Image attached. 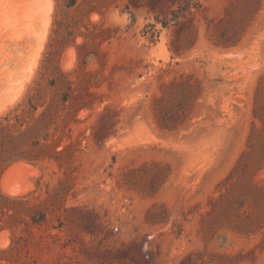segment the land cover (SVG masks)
<instances>
[{
  "label": "rangeland",
  "instance_id": "obj_1",
  "mask_svg": "<svg viewBox=\"0 0 264 264\" xmlns=\"http://www.w3.org/2000/svg\"><path fill=\"white\" fill-rule=\"evenodd\" d=\"M36 1L34 20L30 15L8 35L26 30L41 55L0 114L24 96L48 50L54 0L47 11ZM233 1H193L199 6L166 27L165 8L177 10L181 0H164L158 9L157 0H108L103 15L88 18V25L109 27L111 36L99 45L101 54L82 66L92 72V102L72 124L66 166L47 159L27 163L37 172L20 196L29 205L45 201L46 219L18 223L15 243L12 231L1 229L0 264H264V127L254 116L264 80V0L235 45H215L210 27ZM234 10L237 21L245 12L242 2ZM45 12L51 14L42 23ZM7 46L10 58L13 47ZM32 50L30 44L14 74H1L0 103L7 102L8 80L25 79ZM58 65L77 80L75 46L61 51ZM181 77L199 81L200 94L181 125L162 129L154 97ZM259 100L264 104L263 93ZM244 151L248 155L238 164ZM2 176L0 192L9 195ZM59 187L64 191L54 202Z\"/></svg>",
  "mask_w": 264,
  "mask_h": 264
},
{
  "label": "trees",
  "instance_id": "obj_2",
  "mask_svg": "<svg viewBox=\"0 0 264 264\" xmlns=\"http://www.w3.org/2000/svg\"><path fill=\"white\" fill-rule=\"evenodd\" d=\"M157 1L154 7L158 9L164 0ZM193 1L198 0H181L177 10L166 7L162 25L166 27L169 22L177 23L179 16L191 5L199 6V2L192 4ZM241 2L245 12L236 21L234 9ZM258 5V0L230 2L224 17L213 21L210 27L212 42L223 47L235 45ZM108 6V0H54L48 50L39 71L24 96L0 114V177L17 162L37 163L47 159L56 161L61 167L67 165L65 159H69L74 146L72 124L77 123L79 112L89 108L92 102L90 97L93 93L89 92L92 72L85 71L82 66L89 57L100 55L99 45L111 37L109 27L96 23L88 25L87 20L94 13L103 15ZM169 11L170 17L167 16ZM77 37H81L82 41L77 43ZM67 45H73L77 50L80 72L76 74V81L71 78L73 72H65L58 65V57ZM257 90L254 116L262 121L264 127V104L259 100L261 93L264 94V80L260 81ZM161 93L154 97L156 121L160 128L174 130L188 118L189 110L200 94V83L191 77H181L163 84ZM247 155L248 152L244 151L238 164ZM63 191L64 188L60 187L54 190V202ZM41 202L29 205L26 196L0 192V230H11L12 242L15 243L14 230L18 223L28 226L30 223L41 225L45 221L47 208L45 201Z\"/></svg>",
  "mask_w": 264,
  "mask_h": 264
},
{
  "label": "bare ground",
  "instance_id": "obj_3",
  "mask_svg": "<svg viewBox=\"0 0 264 264\" xmlns=\"http://www.w3.org/2000/svg\"><path fill=\"white\" fill-rule=\"evenodd\" d=\"M32 2H33V0H0V76H1V78L3 77L1 74L5 73L6 70H7V72L9 71V72H11V73L14 74L15 73L14 72L15 71L14 68L16 66V61L17 60H20L21 61L23 59V57L28 52V49H29V45L30 44H32L33 47H34V52L32 50V52L34 53V55L30 52L31 55H33V56L30 57L31 58V62L28 61L29 62L28 65L29 66H28V71L26 72L25 79L22 77L23 76V74H22L23 72H22L21 73L22 76H20V78L16 79L18 76L17 77L16 76H12V77H16V78L12 79L11 81L10 80L7 81L8 84H9V87L7 85L8 89L6 91L4 90L5 91V96L3 97L4 98L3 100H5L7 102L6 103L5 102L4 103H0V111L2 109H4L7 105L11 104L12 100H14L15 97L22 91V89L24 87L25 80L28 79V78H30V76H31L30 73L33 72V69H34V67H35V65H36V63L38 61V58L41 55L40 52L42 50H40V49H42V48H40V49L37 48L38 50L35 51V46H37V45H35V42H33V40H35V37L32 36V35H31L32 36L31 37L28 32H23V31H26V30H23L22 33L20 32V34L17 35L13 39L10 38V36L8 35L9 33H11L10 30L13 29L14 27L15 28L16 27L19 28L18 26H20V25L23 27L25 25V23L26 24L28 23L27 21H29V18L32 17V15H31V12L33 10V8H32V5H33ZM34 3H35V1H34ZM48 3H49L48 0H44L42 3H40V0H37L36 1V4L41 5V6H39V7H41V9H43L47 5L46 11H47V8H48ZM36 4H35V6L38 7ZM49 11H50V9H49ZM50 14H48V16H47L46 12H45V15L42 14V16H44V18L42 19V23L45 22V16L49 17ZM37 15H40V14L38 13ZM32 19H33V17H32ZM37 19L40 20V18H37ZM32 22H34V21H32ZM46 22H48V21H46ZM39 23L37 24V27L39 25H41V20H40ZM28 26H29V24H28ZM43 26H44V29H45V27H47L46 23ZM22 27H20V28H22ZM37 27H36V29H37ZM39 27H41V26H39ZM36 32H38V31H36ZM16 33H18V32H16ZM31 34L34 35V33H32V32H31ZM36 34H38V33H36ZM44 34L45 33L43 31V35ZM45 36H44V38H45ZM13 37H14V35H13ZM31 41L33 43H30ZM35 41H37V40H35ZM37 44L39 46L40 42L37 43ZM6 45H8V46L11 45L13 47V53H11L13 55L10 58L6 57L5 54H4V53H6V52H4L5 49H7V48L4 49V47ZM7 50H11V49H7ZM10 52H12V51H10ZM29 55L30 54L28 53V55H26V56H29ZM26 56L24 58L25 60H26ZM25 62H27V61H25ZM24 74H25V72H24ZM5 75H7V73ZM1 83H2V81H1ZM4 83H5V81H4ZM0 102H2V101H0ZM21 164H23L24 166L27 167V173L21 179L22 181L20 182V184L19 183H16V184L10 185L8 188H5V186H4V179L6 177H3L2 176V179H1V184H2L1 187H2V190L5 193H7V194H9L11 196H20V195L24 194V192L26 190H28L30 188V186H31L30 178L32 176H34L36 174V172H37V168L35 166H33L31 164H27V163H21ZM0 246H2L1 243H0Z\"/></svg>",
  "mask_w": 264,
  "mask_h": 264
},
{
  "label": "water",
  "instance_id": "obj_4",
  "mask_svg": "<svg viewBox=\"0 0 264 264\" xmlns=\"http://www.w3.org/2000/svg\"><path fill=\"white\" fill-rule=\"evenodd\" d=\"M21 163H27V162H17L12 164L10 167H8V174L6 178L4 179V186L5 188H8L10 185L19 183L22 181L21 179L26 175L27 173V167L24 166ZM3 232V231H0ZM1 240V238H0Z\"/></svg>",
  "mask_w": 264,
  "mask_h": 264
}]
</instances>
